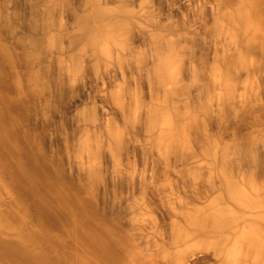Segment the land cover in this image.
Wrapping results in <instances>:
<instances>
[{
    "label": "bare ground",
    "instance_id": "6f19581e",
    "mask_svg": "<svg viewBox=\"0 0 264 264\" xmlns=\"http://www.w3.org/2000/svg\"><path fill=\"white\" fill-rule=\"evenodd\" d=\"M157 2L0 0V264H264V0Z\"/></svg>",
    "mask_w": 264,
    "mask_h": 264
},
{
    "label": "rangeland",
    "instance_id": "374dc122",
    "mask_svg": "<svg viewBox=\"0 0 264 264\" xmlns=\"http://www.w3.org/2000/svg\"><path fill=\"white\" fill-rule=\"evenodd\" d=\"M157 5L158 6L160 5V12L162 14V12H163V5L165 6L164 0H158ZM160 18H162V17L160 16ZM160 18L158 17V20H160ZM154 216L156 217V222L158 223V225L161 224L162 223L161 222L162 217L159 214H156Z\"/></svg>",
    "mask_w": 264,
    "mask_h": 264
}]
</instances>
